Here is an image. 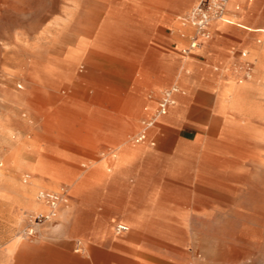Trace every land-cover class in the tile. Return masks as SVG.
<instances>
[{"label": "rangeland", "instance_id": "rangeland-1", "mask_svg": "<svg viewBox=\"0 0 264 264\" xmlns=\"http://www.w3.org/2000/svg\"><path fill=\"white\" fill-rule=\"evenodd\" d=\"M184 13L175 28L111 26L95 0H0V250L19 241L6 264H34L40 249L79 264H264V72L254 82L222 71L249 86L224 117L221 69L206 77L184 53L194 33ZM179 33L189 42L177 48ZM240 51L246 78L255 61ZM176 86L179 106L136 143ZM122 144L149 149L124 175L114 173ZM22 188L67 200L38 222Z\"/></svg>", "mask_w": 264, "mask_h": 264}, {"label": "crops", "instance_id": "crops-1", "mask_svg": "<svg viewBox=\"0 0 264 264\" xmlns=\"http://www.w3.org/2000/svg\"><path fill=\"white\" fill-rule=\"evenodd\" d=\"M115 1L118 0H95L96 16H101L102 11H106L105 24L111 26L130 25L153 28H164L167 26L175 28L176 18L184 12L183 16L189 13L192 10L190 7L197 2V0H123L117 3ZM120 11L126 12L125 22L118 21V13ZM103 24L101 23V25ZM143 39H145L144 36ZM173 40L177 48L189 42V38L185 37L182 33L174 36ZM243 48L250 51L252 60L255 61L256 77L254 82H257L264 72V0H230L225 11V21L213 20L210 25L209 39L202 41L198 50L190 52L197 59L194 67L206 77L214 72H219V69H221V72L218 73L214 81V88H219L217 103L219 113L224 117L228 116L229 111L233 109L232 107L235 105L242 91L249 88L247 85L238 86L232 83L227 80L228 76L222 74L224 70H231L244 64L243 58L247 56V53L240 51ZM69 54V61L80 55L78 49L70 50ZM205 78L203 80L204 82H206ZM141 104L142 100H134L130 103V107L136 108L137 105L139 109ZM175 106L171 109L173 110L179 106L177 101ZM167 118L168 116L164 117L157 124L165 121ZM146 147L144 145V147L132 148L127 144L119 146L120 153L117 158L118 161L114 173L117 174L121 170L120 173L124 175L125 173L122 172L123 167L129 161L148 153L149 149ZM40 152L41 150L37 151V153ZM37 168L40 170L43 169L41 162L39 163L37 161ZM112 174L97 176L94 180L95 185L110 181ZM73 179L70 180L73 196H81L85 190V184L84 182L76 183ZM20 192L29 208L37 209L43 213L46 212V205L35 199L33 189L22 188ZM62 213L63 210L61 209L59 215L63 217L64 215ZM133 225L136 228L141 227L138 223H133ZM125 226L129 227L128 225ZM18 242L14 241L12 244L0 250V264H6L8 258L13 254L14 249L18 246ZM22 249L27 254H33L36 251L27 244ZM41 250L38 251L40 253H38L37 261L34 264H79V261L74 256L54 257L42 253Z\"/></svg>", "mask_w": 264, "mask_h": 264}, {"label": "built area", "instance_id": "built-area-1", "mask_svg": "<svg viewBox=\"0 0 264 264\" xmlns=\"http://www.w3.org/2000/svg\"><path fill=\"white\" fill-rule=\"evenodd\" d=\"M229 2L230 0H198L194 8L185 16L180 18L181 24L184 27H190L194 31L189 49L184 51L185 54H190L192 50L200 47L202 41L209 39L211 22L213 20H221L225 17V11ZM174 104L175 99L172 91L164 93L155 115L151 118V120L144 122L141 134L136 138L135 142L138 144L145 142L148 139L150 129L155 127L157 124V120L155 118L167 115L170 107ZM152 144L155 145V143ZM38 198L46 201L53 209H55L59 203V196H50L46 192H41ZM54 217L55 215L51 213L44 216L40 215V217H37L36 220L38 222H51ZM117 230L118 234L129 231L125 225H118Z\"/></svg>", "mask_w": 264, "mask_h": 264}, {"label": "bare ground", "instance_id": "bare-ground-1", "mask_svg": "<svg viewBox=\"0 0 264 264\" xmlns=\"http://www.w3.org/2000/svg\"><path fill=\"white\" fill-rule=\"evenodd\" d=\"M221 20H223V21H225V17H223ZM196 50H198V48L197 49H195V50H192V52H194V51H196ZM229 71V74H230V76H232V77H234L235 79H245V80H248V81H253V80H255V77H256V66H255V64L253 63V69H252V71H253V74H247V76H246V78H242L241 76H242V74L244 73V72H241V70L239 69V67H237V68H234V69H231V70H228ZM180 88L179 87H173V88H171V89H169V91H172V93H173V95L175 96V95H177L180 91ZM168 91V90H167ZM166 91V92H167ZM232 92H233V89H232ZM165 93V92H164ZM163 93V94H164ZM175 104H176V99H175ZM175 104L173 105V106H171L170 107V109L172 108V107H174L175 106ZM170 109H169V111H170ZM169 111H168V113H169ZM168 113H167V115H168ZM167 115H165V116H160V117H156L155 119L157 120V123H158V121H160L161 119H163L164 117H166ZM156 126V125H155ZM149 134V133H148ZM148 137H149V135H148ZM148 141V139L145 141V142H147ZM144 143V142H143ZM50 196H59V203H58V205L55 207V209H53L52 207H50L48 204H47V202L46 201H44V200H40V202H42V203H44L45 205H46V207H47V210H46V214L45 213H43L44 215H48V214H51V213H53L55 216H57V213H58V210H59V207L61 206V204L62 203H65L66 202V200H67V195H63L64 193L61 191V189H59L58 191H56V192H53V193H48ZM43 214H40V215H43ZM127 227V226H126ZM128 228V227H127ZM129 229V228H128Z\"/></svg>", "mask_w": 264, "mask_h": 264}]
</instances>
